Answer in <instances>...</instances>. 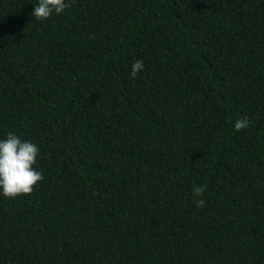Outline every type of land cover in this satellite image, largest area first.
Masks as SVG:
<instances>
[{
    "label": "trees",
    "instance_id": "1",
    "mask_svg": "<svg viewBox=\"0 0 264 264\" xmlns=\"http://www.w3.org/2000/svg\"><path fill=\"white\" fill-rule=\"evenodd\" d=\"M66 2L0 0V264H264V0Z\"/></svg>",
    "mask_w": 264,
    "mask_h": 264
},
{
    "label": "clouds",
    "instance_id": "2",
    "mask_svg": "<svg viewBox=\"0 0 264 264\" xmlns=\"http://www.w3.org/2000/svg\"><path fill=\"white\" fill-rule=\"evenodd\" d=\"M74 2V0H71ZM71 3L66 0H38L32 15L38 21L48 19L53 13L61 14L69 8ZM130 76L135 78L143 70V61L136 60L131 66ZM250 118L245 116L234 122V130L241 131L249 127ZM40 149L27 140H21L17 135L9 132L5 139L0 140V191L3 196L14 198L18 195H30L34 186L44 179L42 171L33 168ZM193 196L201 197L205 186H194ZM197 208L205 205L203 199H194Z\"/></svg>",
    "mask_w": 264,
    "mask_h": 264
}]
</instances>
